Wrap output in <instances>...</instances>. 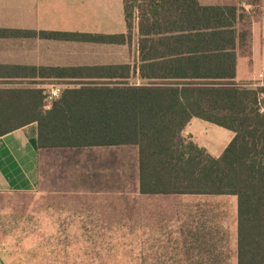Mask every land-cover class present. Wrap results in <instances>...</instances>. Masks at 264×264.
<instances>
[{
    "label": "trees",
    "instance_id": "obj_1",
    "mask_svg": "<svg viewBox=\"0 0 264 264\" xmlns=\"http://www.w3.org/2000/svg\"><path fill=\"white\" fill-rule=\"evenodd\" d=\"M124 2L130 30L132 0ZM169 2L188 4L189 11L140 23V77L151 79L147 84L130 85L129 66L94 68L120 80L67 90L46 109L41 91L0 81V138L36 123L40 149L136 146L142 194L235 196L236 264H264V81H234L237 48L250 40L253 19L264 16V0L223 9ZM37 36L125 42L123 36L0 30V38ZM192 119L234 133L220 157L182 136ZM197 260L219 263L217 256Z\"/></svg>",
    "mask_w": 264,
    "mask_h": 264
},
{
    "label": "crops",
    "instance_id": "obj_2",
    "mask_svg": "<svg viewBox=\"0 0 264 264\" xmlns=\"http://www.w3.org/2000/svg\"><path fill=\"white\" fill-rule=\"evenodd\" d=\"M169 1L132 0L127 4L131 7L133 16L129 30L124 0H0V30L125 38V42L119 44L43 39L38 36L0 38V81L10 82L7 84L10 88L41 91L45 97L51 89L59 88L60 98L67 90L104 83L111 85L112 82L120 80L104 76L103 72H94V68L129 66L128 83L134 86L147 84L151 79L140 77V23L143 21L150 24L155 19L153 15L162 12L180 9L189 11L188 4H174ZM196 4L201 8L223 9L239 7L240 0H196ZM250 33L248 43L237 48L234 81L256 86L260 83V75L264 76L263 15L252 21ZM50 107L51 104H48L46 109ZM209 125L213 124L192 119L182 136L218 158L234 138V133L229 131L230 136H227L223 131L213 130L220 139L214 142L204 136L207 130L205 128ZM200 130H203L202 133H198ZM221 140H225V147L220 153ZM115 147L122 146L40 149L37 124L26 125L0 138V194H34L43 193L41 188H55L57 182L52 178L53 165L56 166L61 158L62 169L66 171L77 168L87 174H100L104 177L108 173L106 183L110 187H106L105 180L102 179L99 188H117L118 199H125L130 172L134 179L131 188H135L136 197L142 202L158 203L160 225L174 224L172 220L177 218L175 223L181 229L179 234L184 242L181 244L185 249L184 256L202 259L207 258L205 255L208 256L207 259L216 257L213 250L219 247L220 244L217 243L222 242V235L213 227L210 229V224L203 221L205 219L196 220L192 216L198 217L197 213L204 209L200 204L203 200L230 197L237 204V198L142 194L139 186L138 148L132 146L136 149L117 158L115 154H109L104 149ZM193 250L198 251L194 254Z\"/></svg>",
    "mask_w": 264,
    "mask_h": 264
},
{
    "label": "rangeland",
    "instance_id": "obj_3",
    "mask_svg": "<svg viewBox=\"0 0 264 264\" xmlns=\"http://www.w3.org/2000/svg\"><path fill=\"white\" fill-rule=\"evenodd\" d=\"M205 129L204 136L214 142L220 139L213 130L230 136L229 131L215 125ZM224 141L221 140L220 153ZM104 149L117 158L136 147ZM62 160L56 163L58 167L53 165L55 188H41L43 193L34 194H0L2 264H198L197 259H202L192 256L188 260L190 257L184 256L177 218L172 220L174 224L160 225L158 203L142 202L136 197L130 172L126 197L118 199L117 188H99L102 179L108 186V173L104 177L77 168L66 171ZM200 204L204 209L192 219H205L209 228L223 237L213 250L218 264H236L235 200L206 199ZM89 205L92 208H87ZM193 251L195 254L198 250Z\"/></svg>",
    "mask_w": 264,
    "mask_h": 264
},
{
    "label": "built area",
    "instance_id": "obj_4",
    "mask_svg": "<svg viewBox=\"0 0 264 264\" xmlns=\"http://www.w3.org/2000/svg\"><path fill=\"white\" fill-rule=\"evenodd\" d=\"M263 81H264V76L260 75V83H263ZM60 93H61V90L59 88H53L50 91H48L47 96H46L48 104L50 105L52 102L58 99Z\"/></svg>",
    "mask_w": 264,
    "mask_h": 264
}]
</instances>
